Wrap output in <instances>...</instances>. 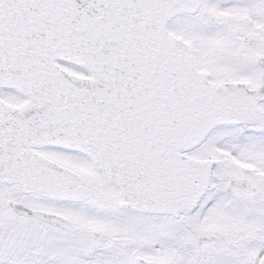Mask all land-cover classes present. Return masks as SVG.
<instances>
[{
  "label": "snow or ice",
  "instance_id": "obj_1",
  "mask_svg": "<svg viewBox=\"0 0 264 264\" xmlns=\"http://www.w3.org/2000/svg\"><path fill=\"white\" fill-rule=\"evenodd\" d=\"M0 264H264V0H0Z\"/></svg>",
  "mask_w": 264,
  "mask_h": 264
}]
</instances>
